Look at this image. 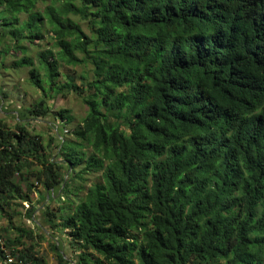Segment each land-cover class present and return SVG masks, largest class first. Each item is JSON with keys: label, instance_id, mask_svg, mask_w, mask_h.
<instances>
[{"label": "trees", "instance_id": "1", "mask_svg": "<svg viewBox=\"0 0 264 264\" xmlns=\"http://www.w3.org/2000/svg\"><path fill=\"white\" fill-rule=\"evenodd\" d=\"M13 74L37 97L0 119V213L45 235L0 233V261L264 264V0H0Z\"/></svg>", "mask_w": 264, "mask_h": 264}, {"label": "rangeland", "instance_id": "2", "mask_svg": "<svg viewBox=\"0 0 264 264\" xmlns=\"http://www.w3.org/2000/svg\"><path fill=\"white\" fill-rule=\"evenodd\" d=\"M8 77L9 78L4 80L6 84L3 86V90L10 94V99L6 102H0V119L5 121L8 127H13L15 124L16 109L29 107V105L34 99H36L37 96L33 93V91L27 89L26 83L17 77V75L13 74L12 76ZM4 82L0 81L1 86ZM50 106L53 109H69L77 119H80V117L85 115V108L83 104L72 94L65 97L60 96V98H57L54 104H50ZM29 130L31 132L42 133L44 140L47 141L48 136H53L54 121L50 118L32 120L29 122ZM44 194L45 193L42 188L38 189V192H35L32 196L33 204L37 205L39 196ZM46 204H48V201H46ZM59 205L60 203L57 201L53 202L51 203V208L56 210ZM27 210L28 203H18L17 206H15V209H6L5 213H0V233L2 234L3 240H12L17 237V229H29L36 235H45L42 233L43 230L45 232V229L40 225V210H37L32 218H27ZM2 230H5L6 233H2ZM47 234L46 236L50 235ZM52 241L54 240L52 239ZM58 245L60 251L64 252L68 259L74 260V255L70 253V250L64 241H59ZM19 249H21V247ZM36 249L38 250L39 256L44 259L46 264H57L56 258L54 257L52 250L46 241L40 242ZM0 264L8 263L0 261Z\"/></svg>", "mask_w": 264, "mask_h": 264}, {"label": "built area", "instance_id": "3", "mask_svg": "<svg viewBox=\"0 0 264 264\" xmlns=\"http://www.w3.org/2000/svg\"><path fill=\"white\" fill-rule=\"evenodd\" d=\"M5 262L8 264H11V263H14L15 261H14V258L8 254V255H6V261Z\"/></svg>", "mask_w": 264, "mask_h": 264}, {"label": "water", "instance_id": "4", "mask_svg": "<svg viewBox=\"0 0 264 264\" xmlns=\"http://www.w3.org/2000/svg\"><path fill=\"white\" fill-rule=\"evenodd\" d=\"M47 201L49 200V195H46Z\"/></svg>", "mask_w": 264, "mask_h": 264}]
</instances>
